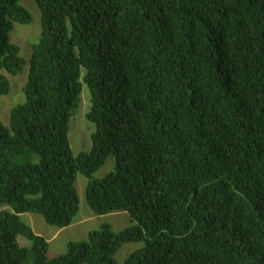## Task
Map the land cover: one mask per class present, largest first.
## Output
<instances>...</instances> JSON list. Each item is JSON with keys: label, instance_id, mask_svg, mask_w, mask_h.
<instances>
[{"label": "trees", "instance_id": "16d2710c", "mask_svg": "<svg viewBox=\"0 0 264 264\" xmlns=\"http://www.w3.org/2000/svg\"><path fill=\"white\" fill-rule=\"evenodd\" d=\"M33 1L24 100L0 122V264H115L128 243L143 246L123 264H264V0ZM30 22L19 0H0L10 76L25 66L10 33ZM82 84L94 132L73 155ZM111 154L114 171L92 179ZM78 174L94 215L132 225L102 224L49 259L20 216L69 227Z\"/></svg>", "mask_w": 264, "mask_h": 264}, {"label": "rangeland", "instance_id": "374dc122", "mask_svg": "<svg viewBox=\"0 0 264 264\" xmlns=\"http://www.w3.org/2000/svg\"><path fill=\"white\" fill-rule=\"evenodd\" d=\"M19 5L29 12L31 22L28 25L14 24L10 33V42L19 47L20 57L25 61L22 72L13 77L4 71H0V75L5 77L9 83L7 95L0 96V122L7 128H9L10 110L24 100L22 88L27 78L31 46L37 43L40 32V14L35 2L33 0H19ZM89 108V92L86 86L82 84L79 107L69 122L68 140L73 155H77L79 152H89L91 148V134L94 132V127L85 119ZM114 167L115 157L111 154L107 157L104 165L92 175V179H103L114 171ZM85 186L86 179L78 174L75 180V188L79 199V209L73 223L69 227L57 229L48 226L36 214L25 213L20 216L21 221L29 226L33 233L48 241L47 256L49 259L64 254L67 244L70 242L86 241L88 233L98 230L102 224H108L115 233L132 225L129 216L125 212L110 213L103 216L94 215L85 202ZM58 230V234L53 237ZM17 244L21 248L30 246V242L22 236L17 237ZM142 246L143 243L123 244L114 256L115 264H123L124 260L132 252L141 249Z\"/></svg>", "mask_w": 264, "mask_h": 264}, {"label": "crops", "instance_id": "0c3cea01", "mask_svg": "<svg viewBox=\"0 0 264 264\" xmlns=\"http://www.w3.org/2000/svg\"><path fill=\"white\" fill-rule=\"evenodd\" d=\"M59 230L53 235V237H55L58 234ZM48 242V241H47ZM49 245V244H48Z\"/></svg>", "mask_w": 264, "mask_h": 264}]
</instances>
